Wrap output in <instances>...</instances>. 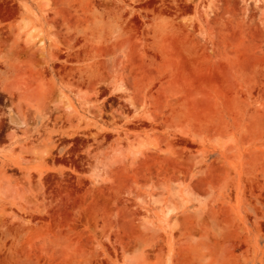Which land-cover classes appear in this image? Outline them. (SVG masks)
<instances>
[{
  "label": "rangeland",
  "instance_id": "obj_1",
  "mask_svg": "<svg viewBox=\"0 0 264 264\" xmlns=\"http://www.w3.org/2000/svg\"><path fill=\"white\" fill-rule=\"evenodd\" d=\"M0 264H264V0H0Z\"/></svg>",
  "mask_w": 264,
  "mask_h": 264
}]
</instances>
